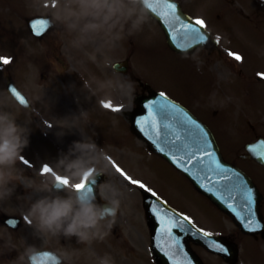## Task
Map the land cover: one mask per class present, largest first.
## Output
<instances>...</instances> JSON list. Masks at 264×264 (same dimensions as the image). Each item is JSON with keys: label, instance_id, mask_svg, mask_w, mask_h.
Returning a JSON list of instances; mask_svg holds the SVG:
<instances>
[{"label": "rangeland", "instance_id": "374dc122", "mask_svg": "<svg viewBox=\"0 0 264 264\" xmlns=\"http://www.w3.org/2000/svg\"><path fill=\"white\" fill-rule=\"evenodd\" d=\"M178 1L186 12L195 14V17L204 20L207 26L211 28L214 36L219 38L222 49H224L221 51L220 57L230 58L239 68H242L245 75H252L254 72L253 70L246 69L245 65L264 71V36L262 35L264 34V0ZM9 16L4 15V18L8 20ZM13 18L14 20L7 24L10 38H7V43L3 39L0 40V44H2V47L6 44L7 47L5 49L7 51L16 49L18 54H22L23 47L17 37L22 36L20 32L25 31L21 19L18 16H14ZM2 32V29H0V33ZM26 37L28 38L27 34ZM23 38L25 40V37ZM125 41L124 39L119 42L112 51L107 53L106 58L111 59L113 63L123 61L127 57V51L124 52L122 50L123 45L126 46ZM17 44H19L20 49L16 47ZM29 46L31 50H39L38 57L28 62L30 57L26 59L21 56L19 59L15 58L14 61L21 64L30 63L31 68L27 65H23V68H21L20 64L11 66H9L10 64H6L4 66L5 69L3 68L4 73L7 74V71L10 70L12 80L15 82H17L15 78H18V81H20V78H24L21 82L23 85H28L29 78H32L33 82L29 84L30 94H39V88H50L53 98H55L53 103L60 112L68 114L70 118L66 119L62 124L58 123V121L50 120L41 111L37 100L38 96L34 97L31 95L30 98V95H28L34 106H32L31 112L33 118L31 122L19 119L18 124L29 128V137L33 140L29 141L28 146L23 151L36 157L44 156L56 164L61 157L59 153L67 154L69 147L74 141H80L82 136L85 138L91 137L99 148L104 149L107 156V160L105 161L107 165L105 168L107 179L105 183H111L123 192L125 191V187L127 189L129 187L127 183H124L120 179L121 177L115 171L116 167L112 159L117 160V156L128 172L137 178L141 177L146 180L156 191L169 196V198H172L175 188H185L192 195L194 194L191 191L192 188L187 184L184 185L183 179L178 177L172 168L164 164L157 157L144 158L132 151L141 152L142 146L141 142L131 134L129 125L125 117L122 116L124 114L127 121L129 120V114L133 107L134 89L136 88V85L131 83L127 76L114 72L112 67H104L102 62L99 61V57L98 62H93L89 55L93 49L90 47H74L71 38L64 31L53 33L42 41L33 40ZM165 47L164 38L160 34L157 25L149 20V23L144 26L143 31L133 36V39L127 44V49L136 56L134 57V62H137L138 69L134 66L135 73L143 74L147 77L153 87L167 90L175 100H179V103L185 105L199 118L204 117V120L206 114L211 115L204 107L213 105L214 99L218 98V91L222 90L233 100L229 105L231 111L229 113L225 112L227 114V125H236L240 122L245 124L250 120L252 124H264V114L258 112L260 108L264 110V88L258 90L255 88L256 94L254 95L245 90L249 84L239 87L240 91L236 90V83L234 81H237L238 78L232 81L233 79L229 76L233 77V75L229 74L226 78L224 73L225 78L229 80L226 81L220 74L221 65L227 69L226 73H229L231 70L227 68L225 60L215 56L212 58L211 70L213 73L220 75L222 82L229 83L228 87L232 85L234 92H231L220 79L209 80L210 74L207 70L202 72L197 69L198 64L200 66L204 64L203 60L199 58L208 61V59L201 56L202 54L195 56L201 60L200 63H196L193 59L191 60L188 57L169 52ZM229 52L243 56V60L237 62L233 57L229 56ZM9 53L0 51V56L7 58ZM28 55L29 53L25 52V56ZM43 58L47 60L46 65L42 61ZM100 66L104 68L99 69V76L104 77L103 81L109 79L123 81L131 85L130 91H97L95 94H92L87 89H84L83 83L80 84V81L89 79L91 82L98 81L95 77V71ZM6 74H0V79L1 75L7 76ZM58 74L62 76V81H59L57 78ZM42 75L46 77L45 80L41 79ZM93 75L95 80L91 78ZM25 92L28 93L27 91ZM238 92H242V95L238 94ZM3 93L6 94V91L1 86V97ZM102 100L104 102L110 101L112 105L118 104L123 108L121 110L123 113L118 114L110 109H105ZM189 100L191 103H189ZM50 101L48 94L43 95L41 97V107L47 111L46 113L52 114L57 118L60 117V113ZM8 107L5 105V101L0 98V110L11 112L16 119H18L20 112L24 113L23 111H15L12 107L9 109ZM255 108L257 111H255ZM26 117H28V114L25 115ZM233 120L236 122H232ZM49 125L51 128H49ZM61 131L63 135H58ZM67 134L71 135L72 139L65 138ZM39 137H43L44 139L38 140L40 139ZM46 143L53 144L59 153ZM48 162V160L35 158L34 161L28 162V164L32 163L28 167V164L22 165L17 162L15 169L17 168L20 175V179L17 181L19 188L14 192L15 197L0 201V209L6 210L7 213L11 214H21L25 210L26 198H36L38 195L34 192L36 180H34L35 185L30 183L26 174H42L44 167L42 164ZM51 173L45 174L46 177L53 178ZM198 198L194 196L193 201L204 204ZM124 201L125 196L122 197L121 205L124 204ZM186 203H188V200L184 202V204ZM187 205L189 208L194 209L192 202H189ZM206 211H210L208 207H206ZM122 228L126 229L125 226ZM52 240L54 241L55 238H52ZM47 243L50 244L52 242L47 240L43 243L37 242L36 245ZM55 243L57 244V240H55ZM59 246L63 251L61 254L65 258L70 257V259L66 258L67 264H78L73 256V251L70 250V244ZM85 249H89V247ZM93 251L94 249L89 252L96 259ZM96 251H98L100 257H103L105 254H109L112 257L111 249L106 243L98 245ZM91 255L87 257L89 264H96ZM121 258H113L115 264H120Z\"/></svg>", "mask_w": 264, "mask_h": 264}, {"label": "clouds", "instance_id": "9594fccd", "mask_svg": "<svg viewBox=\"0 0 264 264\" xmlns=\"http://www.w3.org/2000/svg\"><path fill=\"white\" fill-rule=\"evenodd\" d=\"M53 18L60 23L76 48H92L89 54L93 62H102L104 67H114L107 53L119 42L143 31L149 23L147 9L149 0H47ZM83 88L90 93L97 91H130L131 85L111 79L106 81L83 80ZM49 128L51 126L49 125ZM29 128L18 124L11 112L0 110V201L9 199L18 179L13 170L17 162L24 159L22 151L29 144ZM58 135H63L61 131ZM107 156L91 137L74 141L67 154H62L55 164L61 175L68 177L72 185L87 179L96 184V177L105 174ZM47 166V165H45ZM9 185H12L11 187ZM101 200L96 194L75 191L59 183L56 178L45 177L34 188L38 195L21 214L33 234L41 239L60 236L70 239L75 236L78 243L90 244L93 240H104L115 223L121 209L124 192L111 183L98 186ZM63 191L65 195L58 194ZM33 245H26L19 252L15 264H33L36 258ZM70 259V257H66ZM98 264H115L109 254L98 258Z\"/></svg>", "mask_w": 264, "mask_h": 264}, {"label": "snow or ice", "instance_id": "6c2138e0", "mask_svg": "<svg viewBox=\"0 0 264 264\" xmlns=\"http://www.w3.org/2000/svg\"><path fill=\"white\" fill-rule=\"evenodd\" d=\"M156 4H162V10L159 12V15L165 20L166 23L169 25H174L178 24L179 27L174 29V32H179L180 33V39L181 43H179L177 46L178 47H189L191 46V43H201L203 42L206 37L201 34V30L206 28L207 25L204 20L202 19H195L194 25L193 23H186L184 22L179 15H176V5L174 3L169 2V0H156ZM149 8L155 12L157 11V8L153 6V4L149 3ZM46 26V22H39V27L40 30H43V28ZM37 25L34 24L33 28L36 29ZM39 34V33H38ZM219 41V38H217V42ZM229 56L233 57L234 60L237 62H240L243 60V57L237 53H228ZM0 62L3 64H9L10 61L7 58H0ZM258 76L261 78H264V73H258ZM14 95L17 96V98L20 100L21 103L24 102L23 97L19 96V93L16 92L15 89L11 90ZM160 96L163 98L165 96L164 93H160ZM165 101H167L165 99ZM103 107L105 109H110L111 111L118 112L120 111V108L118 106L114 107L112 103L105 102L103 104ZM156 108L162 115L168 114V113H179L181 110L177 108L174 104L170 103H163V102H154V104L148 105L149 108V113H148V119L153 121V127L155 129V135L157 139H159L161 132H160V125H157L155 123V114L151 111L152 108ZM185 116V123L188 125H194L196 129H198V135L199 138L194 141V144H189V143H181L180 145L177 146V150H183L187 156V162L189 164H192L193 161L197 162V165L201 166L202 169L206 171H216L217 175H220L221 178L223 179H231V176L227 175V170L222 168L221 165L216 161L214 153L210 151H206L207 148L210 147V144L207 139V133L204 132L203 129L199 127V125H196L194 121H192L190 118ZM138 123L141 124L143 127L145 124L148 123V120H141L138 121ZM165 128H171L172 133L174 134V139L172 140V145H176L177 141H181V136L179 132H177L172 126L168 123L164 124ZM165 144H167V141H164ZM163 150V149H161ZM197 152L200 153L201 157H208L209 161L208 164L214 166V167H209L208 164H205V161L197 156ZM261 158H264V153H259ZM181 160H183L185 157L181 156L179 157ZM196 165H194L195 167ZM188 170V169H185ZM53 170L48 167L44 166L42 169L43 174H47L52 172ZM116 171L120 173L124 179L128 180L131 184H138L139 187L144 188L145 186L140 183L139 181L132 180L130 177H128L119 167L116 168ZM56 180L59 183H62L64 186L69 185V180L67 178H62L61 176L57 175ZM237 181L239 182V177H236ZM92 183V182H91ZM93 184V183H92ZM72 188L75 191H86V192H92L93 188L89 186V180L85 179L79 184H74L71 185ZM153 196H155V193H152ZM244 198L247 202V207L243 213H237L238 217L243 216L247 217V223L245 225L246 228H248L250 231L255 230L256 228H259V224L255 221L254 218V213L252 212L251 209V204H252V193L250 190H247L244 192ZM231 207V205H229ZM155 215L157 217V220L159 222L160 228H159V235L164 240L167 242L170 246V249L176 250L178 249L180 252H183L182 246L179 244V241L174 237L173 234V229H183L185 226V223L191 224V220L187 216H183L179 219L175 218V214H170V210H161V209H156L155 210ZM204 236H210L211 233L208 232H203L202 233ZM210 247L216 248L220 251H223L219 245L215 244L213 242Z\"/></svg>", "mask_w": 264, "mask_h": 264}, {"label": "flooded vegetation", "instance_id": "af4514ba", "mask_svg": "<svg viewBox=\"0 0 264 264\" xmlns=\"http://www.w3.org/2000/svg\"><path fill=\"white\" fill-rule=\"evenodd\" d=\"M237 160L241 162V155L237 156ZM248 162V166L253 167L252 174L249 173L257 187L259 188L262 199L260 203V210L262 219L264 222V168L251 162V161H244ZM258 169L261 173H255V170ZM139 201H140V210L142 206V200L143 196L142 194L139 195ZM168 204L181 214H184V216L190 217L189 208L184 205L180 201H176V203H172L168 201ZM202 210H204L202 208ZM196 212V216L192 220L195 224H197L199 227L203 228L202 225H200V222L205 219L204 211H201V209H198ZM140 218H144V215H142ZM142 227V226H141ZM214 234H222L221 231L219 232H213ZM173 234L175 238L179 241V244L183 248V252H180L178 249L172 250L171 249V258L166 259L163 255V259L165 261H161V264H190V259L187 254H189V248L192 249V251L199 257L200 260L204 264H208L207 259L205 256V249L202 246L197 245L196 243L189 241V232H186L183 229H173ZM229 236V239L232 242H235L238 245L239 253L237 256L236 261L233 264H264V230L262 234L257 235H245L239 231V229L232 224V228L227 234ZM138 236V235H137ZM123 246L128 254L127 263L126 264H159L157 263V259H155V255L152 251V239L149 234L148 227L143 230L142 234L139 233L138 237H133L131 235L130 238L124 239ZM156 248V247H155ZM187 253H185V252ZM190 255V254H189ZM212 256V255H211ZM169 260V261H168ZM218 264H225L220 258H217ZM196 264H200L197 260Z\"/></svg>", "mask_w": 264, "mask_h": 264}, {"label": "water", "instance_id": "95a60500", "mask_svg": "<svg viewBox=\"0 0 264 264\" xmlns=\"http://www.w3.org/2000/svg\"><path fill=\"white\" fill-rule=\"evenodd\" d=\"M180 17L182 18L181 15H180ZM162 24H163V28H164L165 32L168 34L169 44L172 47H174L175 49L184 51V50L189 49V48L195 46L196 44H198V43L193 42V43H191V46H189V47H178L177 45L179 43H181L180 33L174 32V30L172 28L173 26L166 23L165 20L162 21ZM179 134H181V133H179ZM171 135H173L172 132L170 134L169 133L167 134V136H169V138L173 140L174 137H172ZM182 137H186V136L181 135V138ZM184 142L191 144L192 141L190 139L185 138ZM176 143L178 145H180L181 141H177ZM173 150H177V149L171 148V147L168 148V151H173ZM177 161H178L177 166H179L183 170L188 169L185 171L190 174V176L194 179V181L199 182L198 187H200L201 189L212 190V189H215L216 186L221 189V188L225 187L228 180L230 181V179L221 178V176L217 175V173L215 171H206V170L202 169L201 166L197 165L196 161H193L192 164H189L187 162V158H184L183 160H181L179 157L177 158ZM205 164H208V162L205 161ZM194 165H196V166L194 167ZM208 166L212 167L210 164H208ZM229 176H231V175H229ZM231 178H232V176H231ZM215 180H218V181H216L214 183ZM218 205L221 206L220 204H218Z\"/></svg>", "mask_w": 264, "mask_h": 264}, {"label": "bare ground", "instance_id": "6f19581e", "mask_svg": "<svg viewBox=\"0 0 264 264\" xmlns=\"http://www.w3.org/2000/svg\"><path fill=\"white\" fill-rule=\"evenodd\" d=\"M67 118H69V115L66 114V113H64V115H63V120L65 121ZM70 138L72 139V136H71V135H70Z\"/></svg>", "mask_w": 264, "mask_h": 264}]
</instances>
